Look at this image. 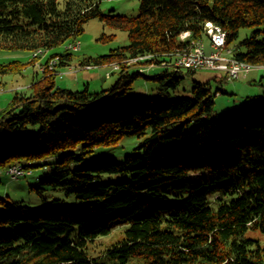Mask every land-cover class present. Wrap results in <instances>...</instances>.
<instances>
[{
    "label": "trees",
    "instance_id": "16d2710c",
    "mask_svg": "<svg viewBox=\"0 0 264 264\" xmlns=\"http://www.w3.org/2000/svg\"><path fill=\"white\" fill-rule=\"evenodd\" d=\"M98 6L0 0V52L48 53L77 41L98 19L126 32L128 43L81 63L150 55L143 63L160 69L148 78L121 63L113 86L99 92L57 87V77L43 72L30 94H13L0 112V170L17 164L31 175L50 166L39 183L75 204L48 202L33 187L43 203L37 210L0 201V264H264V247L246 236L264 234V99L216 118L214 99L224 91L212 93L209 81L173 96L185 77L174 59L207 36L206 23L225 33L233 58L264 67V0H139L134 17ZM241 30L248 32L233 45ZM65 51L48 55L60 57L57 70L72 62ZM28 63H0V78L21 75ZM139 77L157 84L158 97L130 95ZM126 137L140 140L135 156L93 160ZM116 226L127 228L91 255L89 245Z\"/></svg>",
    "mask_w": 264,
    "mask_h": 264
},
{
    "label": "rangeland",
    "instance_id": "374dc122",
    "mask_svg": "<svg viewBox=\"0 0 264 264\" xmlns=\"http://www.w3.org/2000/svg\"><path fill=\"white\" fill-rule=\"evenodd\" d=\"M97 1L99 2L98 7L103 14L111 12L116 15L130 17L137 16L138 14L139 0ZM206 24L205 32L206 28H208L206 27ZM211 26L215 27L214 25ZM247 32V30H241L239 39L233 43V45L239 42ZM185 34L187 36L189 35L188 33H184L182 34L181 38H186L187 36H183ZM200 40L204 44V48L205 44H209L210 47V36L208 35V32L207 36ZM127 43L128 40L126 32L104 27L98 19H92L88 21L84 25L83 32L77 38V41L69 42V44H72L71 47L76 49L69 50L68 52L72 55V62L65 68H61L59 70H57L56 67V73H53V75L57 77L55 80L56 86L73 91L88 88L90 92H99L101 90L109 89L113 86L118 78V71H114L112 69L114 63H117L118 65L122 63V65L126 68H131L130 73L139 72L148 78L159 74L160 69L155 68V65L144 64V61H134V58L124 59L121 63L112 62L99 67L88 63H81L87 58H97L99 56L108 55L110 52L126 46ZM37 50L38 49H36V51ZM65 50L66 44L52 49L48 53L46 50L41 49V51L44 52L42 55L37 57H33L32 51L29 54V60L27 59V54L25 52L1 51L0 63H7L13 60H20L22 63H29L24 67L21 75H6L0 78V112L8 106L15 92L30 94V87L33 82L32 80H34L35 77L40 79L43 72H53L43 68V66H47L51 61L50 58H53L52 56L49 57L48 55L54 53H63L66 52ZM207 52L208 50H206V53ZM187 53L189 52L183 54ZM224 55L226 54L224 53ZM151 57L152 56H150V58ZM86 65L94 67L90 70H83L82 67ZM260 71H262V74L258 76ZM186 72V70H182V73L185 75V77L180 81L179 86L173 92V96H188L190 95L191 89L195 82L209 81L212 93H214L217 89H220L222 92L224 91L222 94L218 92L214 99L213 116L216 118H224L234 111L239 110L243 106L257 102L260 99H264V67H253L246 73H240L238 79L231 81L226 79L225 73L196 71L195 73L189 75L186 74ZM106 73L109 74L106 75ZM214 74L222 77L224 80H218L215 82L213 78H210L211 76L213 77ZM207 78L209 79L207 80ZM252 80H254V82H250ZM156 89L157 84L154 81L139 77L134 81L130 95L135 96L145 94L146 97L156 98L158 97ZM139 141L140 140L136 137L123 138L114 148H100L97 150L93 160L99 161L113 159L122 161L127 155L135 156L136 152L134 151V148L137 146ZM57 160L58 159L49 158L47 159V163L55 162ZM12 166L6 168V170H0V201L6 200L8 202H22L24 205L29 206L32 210H37L43 206V203L37 192L31 189L33 187L44 189L42 192V197L46 198L48 202H50L52 199H60L63 200L67 205L75 204L73 197L65 196L64 192L59 190H49L39 183L44 176L50 174V166L37 167L32 170L31 175L19 177L18 179L11 178L6 174V171H8V169ZM3 210L4 206L0 202V212ZM126 228L127 226H119L114 228L109 236L99 239V242H97L95 245H89L90 254L94 256L99 254L100 251L103 250L104 245L110 244L120 238V236L123 235L124 229ZM246 236L257 240L258 243L264 247V234H261L258 231H249ZM135 260V258L130 259V263H133Z\"/></svg>",
    "mask_w": 264,
    "mask_h": 264
},
{
    "label": "built area",
    "instance_id": "2783aa9c",
    "mask_svg": "<svg viewBox=\"0 0 264 264\" xmlns=\"http://www.w3.org/2000/svg\"><path fill=\"white\" fill-rule=\"evenodd\" d=\"M207 35V32H206ZM210 36V53L205 52L204 44L201 40L191 43V53L177 55L174 59V67L177 69L187 70L190 72L196 71H211L215 73H225L227 80H236L240 73L248 72L250 69L240 67V61L233 58L231 50L225 46V33L217 27L216 32H208ZM183 36H187L186 34ZM70 50H76L71 48ZM224 53L226 55H224ZM230 55V56H227ZM150 56H139L134 61H145ZM51 61L47 66H43L50 71V67H57L60 57L55 56L50 58ZM94 66L86 65L83 70H90ZM81 68V67H80ZM109 73H106L108 75ZM31 172L17 173L15 165L6 171L11 178H19L25 175H30Z\"/></svg>",
    "mask_w": 264,
    "mask_h": 264
},
{
    "label": "bare ground",
    "instance_id": "6f19581e",
    "mask_svg": "<svg viewBox=\"0 0 264 264\" xmlns=\"http://www.w3.org/2000/svg\"><path fill=\"white\" fill-rule=\"evenodd\" d=\"M206 25H207L206 27H208V28H206V32H216V30H217V26L213 27V26H211V25H212L211 23H207ZM71 45H72V44H69V43L66 44V50H67V51H69V50L72 48ZM43 52H44V51H43ZM43 52L41 51V49H38L37 51H36V50L33 51L32 55H33V57H37V56H39V55H42ZM189 53H191V51H190ZM136 58H137V57H136ZM136 58H134V60H135ZM240 67H242V68H246V69H251V68H253V66L248 65V64H246V63H243V62H241V61H240ZM112 69H113L114 71H116V70L118 71V70L120 69V66H119L117 63H114ZM50 71H53L52 73H56V67H50ZM15 172H17V173H26V172H31V171H30V170H26V169L23 168V166H21V165H15ZM7 175L9 176V174H7ZM14 179H18V178H14Z\"/></svg>",
    "mask_w": 264,
    "mask_h": 264
},
{
    "label": "crops",
    "instance_id": "0c3cea01",
    "mask_svg": "<svg viewBox=\"0 0 264 264\" xmlns=\"http://www.w3.org/2000/svg\"><path fill=\"white\" fill-rule=\"evenodd\" d=\"M206 50H208V52L207 53H209L211 50H210V47H209V44H205V52H206ZM27 59L29 60V54H27ZM148 68V67H147ZM262 71H260L259 73H258V76H260L262 73H261ZM257 76V77H258ZM210 78H213L214 79V81L215 82H217L218 80L219 81H221V80H223L222 79V77H220V76H217L216 74H214L213 75V77L211 76ZM238 78H239V76H238ZM237 78V79H238ZM209 78H207V80H208ZM243 79H244V77H243ZM247 82H249V81H247ZM250 82H254V80H252V81H250Z\"/></svg>",
    "mask_w": 264,
    "mask_h": 264
}]
</instances>
